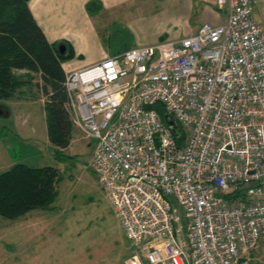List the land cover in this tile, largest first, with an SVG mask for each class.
I'll return each instance as SVG.
<instances>
[{
	"label": "built area",
	"instance_id": "built-area-1",
	"mask_svg": "<svg viewBox=\"0 0 264 264\" xmlns=\"http://www.w3.org/2000/svg\"><path fill=\"white\" fill-rule=\"evenodd\" d=\"M216 5L223 24L65 75V109L95 141L90 168L131 245L125 264H259L264 29L254 0Z\"/></svg>",
	"mask_w": 264,
	"mask_h": 264
},
{
	"label": "rangeland",
	"instance_id": "rangeland-1",
	"mask_svg": "<svg viewBox=\"0 0 264 264\" xmlns=\"http://www.w3.org/2000/svg\"><path fill=\"white\" fill-rule=\"evenodd\" d=\"M255 3L254 12L264 16V0ZM109 17L102 15L94 21L100 33H111L105 39L110 50L132 48L129 32L121 25L103 30ZM38 81L37 77L34 83ZM41 99L38 88L25 87L13 99L0 101V173L16 163L57 168L61 174L58 194L50 210L15 220L0 217V264H125L131 245L90 168L95 141L74 127L65 150L70 158L54 160ZM155 110L165 114L161 104ZM254 258L264 264V250Z\"/></svg>",
	"mask_w": 264,
	"mask_h": 264
},
{
	"label": "trees",
	"instance_id": "trees-1",
	"mask_svg": "<svg viewBox=\"0 0 264 264\" xmlns=\"http://www.w3.org/2000/svg\"><path fill=\"white\" fill-rule=\"evenodd\" d=\"M30 1L0 0V101L13 99L25 87L38 88L44 97L43 112L52 156L65 162L70 158L65 150L72 141L74 125L65 109L66 74L62 64L74 59L75 53L65 41L46 40L30 12ZM86 11L93 17L102 11V6L90 2ZM126 50L114 52L109 48V53L114 56ZM37 77L39 81L34 83ZM60 181L57 168L12 165L0 173V217L15 220L34 211L50 210Z\"/></svg>",
	"mask_w": 264,
	"mask_h": 264
},
{
	"label": "crops",
	"instance_id": "crops-1",
	"mask_svg": "<svg viewBox=\"0 0 264 264\" xmlns=\"http://www.w3.org/2000/svg\"><path fill=\"white\" fill-rule=\"evenodd\" d=\"M216 1L31 0L28 6L49 43L65 41L72 46L74 59L62 64L66 74L110 56L106 40L111 38V33H100L95 18L109 15L110 21L105 23L103 30L110 31L116 28L115 24L121 25L129 32L128 45L133 48L180 40L195 34L204 23L223 24L227 19V10L218 8ZM90 2L102 6V11L93 17L86 11ZM253 16L264 29V16L256 13Z\"/></svg>",
	"mask_w": 264,
	"mask_h": 264
},
{
	"label": "water",
	"instance_id": "water-1",
	"mask_svg": "<svg viewBox=\"0 0 264 264\" xmlns=\"http://www.w3.org/2000/svg\"><path fill=\"white\" fill-rule=\"evenodd\" d=\"M63 48V47H62ZM63 50V49H62ZM61 53H63V51H61ZM163 120L165 122V124L171 129L172 133L174 134V136L176 138L179 137L180 135V130L179 127L177 125V123L175 122V120L172 118V116L168 115V114H164L163 115Z\"/></svg>",
	"mask_w": 264,
	"mask_h": 264
}]
</instances>
